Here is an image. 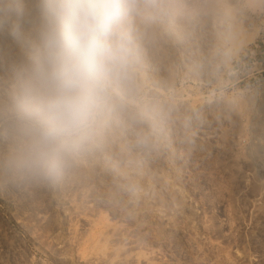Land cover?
I'll list each match as a JSON object with an SVG mask.
<instances>
[{
	"label": "rangeland",
	"instance_id": "1",
	"mask_svg": "<svg viewBox=\"0 0 264 264\" xmlns=\"http://www.w3.org/2000/svg\"><path fill=\"white\" fill-rule=\"evenodd\" d=\"M216 2L143 58L151 148L117 123L59 180L0 176V264H264V0Z\"/></svg>",
	"mask_w": 264,
	"mask_h": 264
},
{
	"label": "clouds",
	"instance_id": "2",
	"mask_svg": "<svg viewBox=\"0 0 264 264\" xmlns=\"http://www.w3.org/2000/svg\"><path fill=\"white\" fill-rule=\"evenodd\" d=\"M208 17L216 0H0V176L59 180L117 123L151 148L168 113L143 58L160 25Z\"/></svg>",
	"mask_w": 264,
	"mask_h": 264
},
{
	"label": "built area",
	"instance_id": "3",
	"mask_svg": "<svg viewBox=\"0 0 264 264\" xmlns=\"http://www.w3.org/2000/svg\"><path fill=\"white\" fill-rule=\"evenodd\" d=\"M260 43H262V45H264V42L263 41H261Z\"/></svg>",
	"mask_w": 264,
	"mask_h": 264
}]
</instances>
